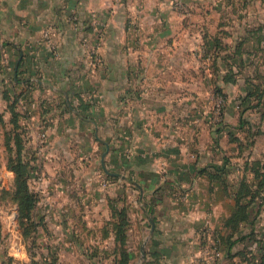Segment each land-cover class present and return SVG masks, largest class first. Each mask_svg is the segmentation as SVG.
Masks as SVG:
<instances>
[{
	"label": "crops",
	"instance_id": "0c3cea01",
	"mask_svg": "<svg viewBox=\"0 0 264 264\" xmlns=\"http://www.w3.org/2000/svg\"><path fill=\"white\" fill-rule=\"evenodd\" d=\"M131 1L0 0V71L14 73L17 66L24 77H37L28 88L40 97L73 93L71 103L59 107L61 127L68 124L76 140L92 139L102 147L105 140L107 154L118 156L117 169L131 175L127 181L139 195L132 218L135 227L128 229L138 238L134 246L138 260L130 264L258 261L264 204L257 201L248 207L247 220L233 233L225 222L237 203L248 202L249 195L237 200L241 181L252 190L259 188L254 163H264V145L256 148L264 133V115L249 108L242 119L240 115L227 119L225 113L219 121L214 115H196L193 108L211 106L190 99V53L181 51L185 41L170 35L172 23L154 24L152 33L134 29L133 41L109 37L111 18L120 6H149L142 1L134 6ZM96 29L101 30L100 37L95 36ZM95 42L104 65L96 70L88 62L94 58L89 50ZM217 55L209 53L208 60H218ZM219 70L213 68L214 75H220ZM71 75L74 80L64 83ZM208 90L211 86L204 91ZM74 93L85 100L88 110L78 108ZM234 104L243 108L239 100ZM126 173L118 177L120 184ZM260 188L264 193V185ZM230 233L233 245L226 248L222 241ZM214 236L221 241L222 256L211 260L206 251ZM89 248L107 261L103 256L107 244Z\"/></svg>",
	"mask_w": 264,
	"mask_h": 264
},
{
	"label": "rangeland",
	"instance_id": "374dc122",
	"mask_svg": "<svg viewBox=\"0 0 264 264\" xmlns=\"http://www.w3.org/2000/svg\"><path fill=\"white\" fill-rule=\"evenodd\" d=\"M139 1L149 6H120L111 18L109 37L133 41L134 29L141 27L142 31L152 33L150 28L154 24L172 23L170 35L185 41L181 51L190 53V99L211 106L193 108L195 114L214 115L218 121L223 113L227 119L239 115L241 108L234 103L244 94L247 78L255 71H264L262 51L251 53L255 42L250 38L256 29L258 35H264V0H133L130 4L135 6ZM96 32L95 36L100 37L101 30ZM206 39L212 45L215 43V52ZM180 45L175 44L174 49ZM235 46L240 50L238 59H232L233 83L224 79L229 73L225 56L232 54L234 58ZM97 48L95 42L89 50L94 58L88 62L94 70L104 66ZM209 53H218V60H208ZM4 64L11 67L6 61ZM219 67L217 73L221 74L214 75L213 68ZM71 78L65 77L64 83L74 80L72 75ZM33 80L21 75L17 66L14 73L11 69L6 73L0 71V264H115L113 229L120 222L118 212L123 207L128 215L126 245L130 263H134L138 260V251L134 253L138 238L128 229L135 227L132 218L139 194L127 181L131 175L125 172L126 181H117L125 173L117 169L118 156L107 154L109 144L105 140L104 147L92 139L76 140L68 132V124L61 127L57 119L59 107L65 101L71 103L73 93L40 97L28 88ZM215 82L225 89L221 92L224 97L213 91ZM209 86L211 90L206 93ZM74 97L80 110L89 109L80 95L74 93ZM263 145L264 133L256 148ZM18 161L26 165L28 190L35 199L25 220L19 218L15 196L13 167ZM102 243L109 246L103 254L107 260L104 262L100 260L102 253L89 248Z\"/></svg>",
	"mask_w": 264,
	"mask_h": 264
},
{
	"label": "trees",
	"instance_id": "16d2710c",
	"mask_svg": "<svg viewBox=\"0 0 264 264\" xmlns=\"http://www.w3.org/2000/svg\"><path fill=\"white\" fill-rule=\"evenodd\" d=\"M259 30L256 29L254 32H252V37H250L254 43L253 50L251 53H257L259 50L262 51V58L264 61V35H258ZM215 40V38L213 39ZM245 43L246 41H242ZM242 42L240 44H242ZM215 43L217 45L220 44V41L217 39L215 40ZM236 49V55H233L234 58L231 55H226L228 64H226L229 67V73L227 74V78H224L225 80H231L233 83L235 79L231 74H234L232 71V59H235V57L238 59V51L240 50V47L235 46ZM253 54V55H254ZM218 70V69H217ZM221 74V73H220ZM247 85L244 88V94L241 95L240 99V106L243 108L240 110V117L242 116V113L247 110L248 108L251 110L256 111L260 115H264V71H255L251 77H248ZM215 93H219L224 97V95L221 93L222 90L219 89L217 86L214 89ZM222 113V112H221ZM242 119V117H241ZM243 122V120H241ZM242 126V125H241ZM258 133V132H257ZM250 137L254 135V133H249ZM255 167L254 169V176L256 179H260L258 182L259 185L256 190L250 189L249 186L244 181H241V186L239 189V192L237 194V200L239 201L241 197L245 195H249V199L247 203H237V207L233 214L226 220L225 225L231 233L237 230L239 223L247 220V208L248 207H254L257 204V201H259L260 204H264V193L260 192V186L264 185V163L260 165L259 161H256L254 163ZM262 168V170H260ZM14 172L16 174L15 177V185H16V191L15 196L18 201V208H19V218L21 219H28L30 216V213L34 207L35 199L33 194H31L28 190L27 185V170L26 165L23 164L21 161L17 162V165L13 167ZM151 209H149L150 211ZM118 212V216L120 217V222L118 225L115 226L114 233H115V241H116V249L114 252H117L116 257L114 258L115 264H130V254L127 249L126 241H127V228L125 227L126 222L128 221L126 208H121ZM231 233L226 236V238L222 241L223 245H225L226 248H230L233 245V241L230 239ZM214 241L217 243L218 247L220 248V239L218 236H214ZM260 245L262 246V253L258 261H255L253 258L249 259L247 258V264H264V233L262 234V238L259 239ZM225 256H229L228 253H224ZM148 264V263H147Z\"/></svg>",
	"mask_w": 264,
	"mask_h": 264
},
{
	"label": "built area",
	"instance_id": "2783aa9c",
	"mask_svg": "<svg viewBox=\"0 0 264 264\" xmlns=\"http://www.w3.org/2000/svg\"><path fill=\"white\" fill-rule=\"evenodd\" d=\"M206 253L210 255L211 260L219 259L222 256V255H220L221 251H220L217 243L214 240L211 241L210 246L208 247Z\"/></svg>",
	"mask_w": 264,
	"mask_h": 264
},
{
	"label": "water",
	"instance_id": "95a60500",
	"mask_svg": "<svg viewBox=\"0 0 264 264\" xmlns=\"http://www.w3.org/2000/svg\"><path fill=\"white\" fill-rule=\"evenodd\" d=\"M143 247H144V243H142L141 245V252L143 253Z\"/></svg>",
	"mask_w": 264,
	"mask_h": 264
}]
</instances>
